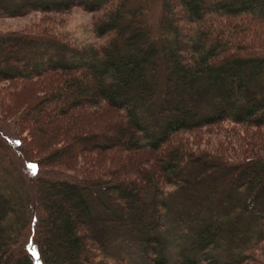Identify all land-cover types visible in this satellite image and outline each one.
I'll return each instance as SVG.
<instances>
[{
  "label": "trees",
  "instance_id": "obj_1",
  "mask_svg": "<svg viewBox=\"0 0 264 264\" xmlns=\"http://www.w3.org/2000/svg\"><path fill=\"white\" fill-rule=\"evenodd\" d=\"M74 8L95 14L101 43L0 34L18 143L38 171L70 174L35 179L33 252L0 187V264L251 261L264 243L263 135L229 153L192 136L264 128V0H160L154 26L147 0H0V17Z\"/></svg>",
  "mask_w": 264,
  "mask_h": 264
},
{
  "label": "rangeland",
  "instance_id": "obj_2",
  "mask_svg": "<svg viewBox=\"0 0 264 264\" xmlns=\"http://www.w3.org/2000/svg\"><path fill=\"white\" fill-rule=\"evenodd\" d=\"M147 3L146 17L149 23L154 26L159 17L160 0H147ZM94 20V13L86 12L80 8H74L63 14H29L21 17H0V34L24 31L38 32L47 27L49 31L56 32L65 42L73 43V45L99 44L102 39L94 32ZM15 87L16 85L14 86L12 83H0V187L6 186L18 206V218L24 224L20 236V247H25L28 251L33 252V242L36 234L35 221L38 216L34 200L35 179L38 176L62 179L68 178L70 174L51 168H43L38 171L35 165L25 156L24 148L19 145L16 139L19 134L17 123L11 117L12 115L4 113L5 110L8 111L6 105L12 101L11 96L12 93L15 94ZM9 94L10 96H8ZM98 130L99 132L105 131L107 134L111 131L107 128ZM197 134L207 135H204L203 138L206 139L207 146L211 145L210 148L212 149L216 145L214 142L218 140L217 144L222 143L226 153L230 152L227 149L236 150V146L239 147L244 142L251 143L250 138L255 135H263L262 142L264 143V128L244 129L229 123L199 130L195 132L192 138ZM199 142L202 144V140ZM81 144L82 142L77 143L76 147L79 148ZM233 155H239V151L230 156ZM33 167L35 171H33ZM177 208L179 211L180 207L178 205ZM170 241L171 247L178 243L173 238ZM173 254L174 251L170 249L168 255L173 257ZM132 257L135 258V253ZM244 264H264V243L255 250L253 259Z\"/></svg>",
  "mask_w": 264,
  "mask_h": 264
},
{
  "label": "snow or ice",
  "instance_id": "obj_3",
  "mask_svg": "<svg viewBox=\"0 0 264 264\" xmlns=\"http://www.w3.org/2000/svg\"><path fill=\"white\" fill-rule=\"evenodd\" d=\"M33 171H35V168L33 167Z\"/></svg>",
  "mask_w": 264,
  "mask_h": 264
}]
</instances>
